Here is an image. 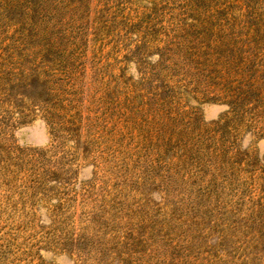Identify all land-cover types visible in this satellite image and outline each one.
Returning <instances> with one entry per match:
<instances>
[{
	"label": "rangeland",
	"instance_id": "374dc122",
	"mask_svg": "<svg viewBox=\"0 0 264 264\" xmlns=\"http://www.w3.org/2000/svg\"><path fill=\"white\" fill-rule=\"evenodd\" d=\"M0 264H264V0H0Z\"/></svg>",
	"mask_w": 264,
	"mask_h": 264
}]
</instances>
